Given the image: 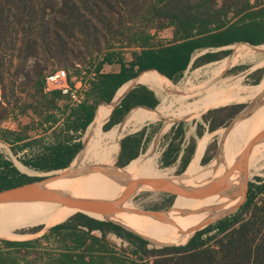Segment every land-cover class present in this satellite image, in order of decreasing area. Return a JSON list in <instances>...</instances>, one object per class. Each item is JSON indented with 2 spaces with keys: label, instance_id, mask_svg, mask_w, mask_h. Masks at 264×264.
<instances>
[{
  "label": "trees",
  "instance_id": "trees-1",
  "mask_svg": "<svg viewBox=\"0 0 264 264\" xmlns=\"http://www.w3.org/2000/svg\"><path fill=\"white\" fill-rule=\"evenodd\" d=\"M168 26L173 27V39L155 42L152 30ZM240 42L264 44V0H0V141L15 153L38 144L36 151L20 159L28 167L44 172L66 168L81 157L83 149L77 154L82 139L95 116L127 82L143 72L141 75L153 76L167 90L171 85L162 79L177 83L197 50ZM125 50H131L129 61L123 57ZM219 55L207 53L203 59L214 60ZM88 59L94 62V68L87 70L93 76L78 105H72L69 93L47 89V76L61 65L70 64L80 73ZM111 64H119V71L104 70ZM159 103L153 89L137 84L114 108L103 129L118 126L132 109L153 110L138 106L155 109ZM239 106L220 109L231 107L234 115ZM220 109L203 116L210 132L224 124L209 118ZM144 115L134 111L124 122ZM22 116H31V123L22 124ZM11 121L16 127L5 125ZM28 128L41 132L30 135ZM204 131L198 124V138ZM168 138L161 164L168 167L180 162L178 173H182L191 163L198 141L193 137L183 146V122L171 127ZM149 139L147 127L123 137L112 168L136 161ZM115 149L116 145L104 151L102 164H111ZM210 160L206 153L203 162ZM200 167H204L202 162ZM40 178L26 175L0 153V191ZM257 181L249 183L247 199L235 213L192 236L193 232L184 245L151 247L150 241L125 227L82 212L49 227L36 239L4 238L0 243L22 252L42 239H52L61 248L47 264H264V179L257 177ZM242 183L236 182L239 191ZM217 196H212L211 209ZM241 199L240 195L231 200L232 209ZM224 214L227 208L218 217ZM33 229L37 232L43 226ZM109 234L127 242L129 253L115 251L108 242ZM20 259L25 257H12L0 249V264H18Z\"/></svg>",
  "mask_w": 264,
  "mask_h": 264
},
{
  "label": "rangeland",
  "instance_id": "rangeland-1",
  "mask_svg": "<svg viewBox=\"0 0 264 264\" xmlns=\"http://www.w3.org/2000/svg\"><path fill=\"white\" fill-rule=\"evenodd\" d=\"M152 33L154 34L155 42L166 43L171 39H173V27L168 26L159 31L152 30ZM239 47L240 45L236 43L222 48H205V49L197 50L193 54L191 64L188 67V69L185 71L182 78L177 83L173 82L171 84V87L178 88L180 91L183 85L185 84V82L191 81L192 83L189 89L187 90V92L185 93V95L182 98H180L177 102L167 106L164 105V101L163 102L161 101L162 99L161 95L159 93H156L160 99V103L154 109L153 113L154 115H165L168 117L167 119L150 121L146 118V115H144L124 122L127 116L129 115V113L133 110L132 109L123 119V121L117 124L118 126L115 125L116 127L107 131L103 129L104 145L101 142L100 144L102 148L107 149L110 146H115L120 138H121L120 140H122L123 137L138 132L142 128L147 127V135L149 136L150 139L147 142L145 149L140 153L136 161L121 168L120 170L123 169L126 170V173L129 174L130 176H142L147 174L148 162L150 161V157H151L149 155V152L151 150H155L160 154L158 164L161 169L164 168V170H167L171 176L183 175L186 170L182 173H178V169L181 166L180 162H177L176 164L169 167H163L161 164V155L169 140L168 135L171 131V127L176 123H180V122L184 123L186 129V141L183 144V146L186 147L188 145L189 140H191L193 137L198 139V135H197L198 124L201 123L203 125V127L205 128L204 133L210 132L209 131L210 124L206 122L205 119L203 118V116L207 114L210 110L220 109L232 105H240L238 108L239 112H237L234 115H232L233 108L231 107H229V109H220L218 112L209 115V118L213 119V122L216 123L224 122V124H222L217 130L210 132L211 134L210 141L204 152L201 162L204 166H206L209 165V163L212 162L213 160H218V161L220 160V162L221 160H223L221 157H224L223 155L225 151V141H226V137H224V133L227 131V128L233 124L236 117L240 115L247 108V106L250 104L249 101L257 97V95L262 91L261 82L264 78V50L239 52ZM234 51H236V55L234 56V58L231 59V61L227 62ZM207 53H219L220 55L216 57L214 60H204L203 57ZM123 57L126 61L131 60L132 59L131 50H125ZM93 63L94 62L91 59H88L86 62H84L83 63L84 65H82V69L80 73L77 72L75 67L70 66V64H65V65L63 64L59 68L65 69L67 71L69 82L72 83L73 85H76L80 80H82L88 86L89 81L93 75L91 73H88L87 70L90 68L91 64ZM91 68L93 69L94 67L91 66ZM223 68L224 71L222 73L211 74V71L213 69L220 70ZM237 68L239 69L235 71V69ZM119 69H120L119 64H111L104 66L105 71H119ZM220 75L222 78H220ZM257 81H259V83L255 84ZM130 85H132V82H130ZM125 86L126 84L123 87ZM170 88L165 90L164 92L169 93ZM177 93L175 94L170 93L169 96H174ZM209 104L212 105L218 104L219 106L203 110L206 107V105ZM256 114L257 117H260L261 119L264 116V110ZM180 117H187V118L180 119ZM31 121H32L31 116H22L20 118V122L24 125L31 123ZM11 122L12 123L10 122L5 123V125L9 127H14L16 122L14 121ZM263 129L264 126L260 127L258 129V133ZM89 131L90 128H88L86 133ZM26 132L30 133V135H34V133L39 134L41 131L34 132V130H31V128L30 129L28 128L26 129ZM90 135H91V131H90ZM263 142L264 141L260 142L261 146L256 147L258 150L256 151L260 155L258 167L250 168V169L248 168L249 183L258 182L257 177L264 179V164H263L264 143ZM37 146L38 144H35V148H28L27 150L19 151L18 153H15L8 143L0 141V153H3L8 159L12 160L14 164L23 173H25L28 176L35 177L43 174L44 171H40L35 168L28 167L24 165L20 159L31 155L33 151H36L38 149ZM206 153L207 156L211 157V160L209 162H203ZM115 160H116V154L113 158L112 164L115 162ZM112 164L110 167H112ZM72 166H75V164L72 163ZM60 171L63 170H57V172ZM236 178H237L236 180L237 182H243L245 177L241 172L238 171ZM121 193L122 191L117 194H113L109 197V199H116L120 196ZM171 195L172 194L158 192L153 189L138 190V192H136L132 196V198L128 200V202L130 204H133L131 209L165 210L166 212H169L174 216L186 211H190L192 209L194 212L193 217L194 219H197L199 209L194 201V198L179 195V196H175L172 199ZM231 205H232V201L230 200L228 206L226 207L227 213L234 210L232 209ZM41 225L43 226V229L37 232L35 229L34 231L33 228ZM48 228L49 226H47L45 223H40L34 226H28L26 228L22 227L21 229L18 230V232L19 234H28L25 238H8V237L0 236V239H4V238L13 239V240L36 239L38 237H41L48 230ZM107 238L110 246L113 247L115 251L121 253L122 255L124 254V252L127 254L129 253L128 252L129 244L125 242L123 239L117 237L114 234H109ZM150 243H151V247L165 246V245H157L152 241H150ZM60 248H61L60 243L55 242L52 239H42L40 242L36 243L33 247L29 248L28 250H23L22 252H17L16 248H7L4 245V243H0V249H4L5 252L10 253L12 257H17V256L25 257V260L23 261L28 262L30 264H47L50 257L52 255H56L60 251ZM23 261L22 259H20L18 261V264H23Z\"/></svg>",
  "mask_w": 264,
  "mask_h": 264
},
{
  "label": "bare ground",
  "instance_id": "bare-ground-1",
  "mask_svg": "<svg viewBox=\"0 0 264 264\" xmlns=\"http://www.w3.org/2000/svg\"><path fill=\"white\" fill-rule=\"evenodd\" d=\"M238 44L240 45L239 52L264 50V45L258 47H251L246 43H238ZM235 55H236V51H234L231 54L227 62L231 61V59L234 58ZM223 71L224 68L220 70L213 69L211 71V74H218V73H222ZM220 78H222L221 75ZM162 80L166 85L168 86L171 85L168 82H166L164 79ZM137 81L148 85L151 89L156 91V93H159L162 97L161 101L162 102L164 101V105L167 106L177 102L180 98H182L192 83L191 81L185 82V84L183 85L180 91L178 88L171 87L169 93H166L164 92L165 90L162 89L160 82L153 76H150L148 74L140 75ZM130 82L132 81L127 82L126 86L122 87L118 91L114 101L110 103L106 108H104L98 114V116H96L95 121L89 126L91 135H90V131L84 135L83 153L79 159L73 162L75 166L83 167L89 164L103 163L104 151L106 150L102 148L100 144L101 142L104 145L103 126L106 120L108 119V117L110 116L112 109L114 108V105L121 99V97L130 87ZM261 88L262 91L257 95V97L264 92V78L261 82ZM170 93L171 94L177 93V94L174 96H169ZM216 106L219 105L209 104L206 105V107L203 110ZM263 110H264V105L259 107L250 117L237 121L230 128L229 131H226L224 133V137H226L225 151L223 155L224 156L223 160H221V162L220 160L219 161L213 160L212 162L209 163V165L200 167L201 160L210 141L211 134L210 132H206L203 134L202 137H199L197 139L198 145H197L196 153L191 163L186 168L185 173L181 176H178V178L181 179L179 180V182L191 186H197L200 184L207 183L210 179L222 175L228 168H230L233 165L237 157L240 155L243 149L248 145V143L254 137L257 136L258 129L264 126V116L260 119V117H257L256 114ZM134 111L144 112L146 118L150 121H156L159 119L165 120L168 118L165 115H154L153 113L154 109L149 111L143 108H135L130 113ZM183 118H187V117H180V119ZM120 139L116 144L115 154L117 152V147L120 142ZM259 146H261V143L255 145L254 148L252 149L249 159V165H248L249 169L258 167L260 155L259 153H257L258 150L256 147ZM149 155L151 157H150V161L148 162L147 174L142 176H132L133 178L175 177V176H171L167 170H164V168L161 169L159 167L158 161L160 154L157 151L151 150L149 152ZM111 164H109L108 166L109 171H119L126 173V170L124 169L120 170L121 168L114 169L110 167ZM63 171L60 172L53 171L49 174L57 175L62 173ZM237 173L238 171H236L232 177L234 183L237 182L236 181ZM115 178L119 180H116ZM122 179H123L122 177H111L108 174L93 172L76 178H61L52 181L49 186L50 188L65 192L70 196H74L78 198L109 199L111 195L117 194L124 190V183L120 181ZM147 189H151V188L149 187L139 188V190H147ZM194 201L199 209L197 219H194L193 217L194 212L192 209L190 211L177 214L175 216L169 212H166L164 214L165 217L163 219H158L150 215L138 213L136 211L137 209H131L133 204H130L128 201L124 203L123 211L110 216V218L141 233L142 235L149 238L153 243L157 245L183 244L188 240L190 235L202 225V223L206 219L210 217H218L226 209V207L230 202V199L218 194L215 208L213 207L212 209H211L212 201H213L212 196L203 199L194 198ZM80 211L81 210L77 208H72L60 203L49 202V201L0 203V236L8 237V238H25L28 234H19L18 232V230L21 229L22 227L26 228L28 226H34L40 223H45L47 226L50 227L65 221L73 213ZM84 213L97 219L103 218L102 215L97 213H92V212H84Z\"/></svg>",
  "mask_w": 264,
  "mask_h": 264
},
{
  "label": "water",
  "instance_id": "water-1",
  "mask_svg": "<svg viewBox=\"0 0 264 264\" xmlns=\"http://www.w3.org/2000/svg\"><path fill=\"white\" fill-rule=\"evenodd\" d=\"M240 43H243V42H240ZM246 44H248L251 47H258V46L264 45V44L252 45L249 43H246ZM225 47H227V46H225ZM158 73H160V72H158ZM160 74L162 76L166 77L162 73H160ZM138 77L131 80L132 85H130V87L125 92V94L114 105V108L121 102V100L126 96V94L128 93V91L130 89L135 87L137 84H144V83H140L139 81H137ZM166 78L169 79L168 77H166ZM116 94H115L113 100L111 101V103L114 101ZM249 103L250 104L247 106V108L240 115H238L236 117L233 124L227 128V131H229L230 128L237 121L250 117L259 107L264 105V92L262 94H260L258 97H256L255 99L249 101ZM140 107H144L147 109H154V108H148L146 106H140ZM114 108L112 109V112H113ZM112 112H111V114H112ZM111 114H110V116H111ZM96 115H97V113H96ZM110 116L108 117L106 122L109 120ZM95 118H96V116H95ZM95 118L91 122V124L95 121ZM89 126H88V128H89ZM88 128H87V130H88ZM263 140H264V129L262 131H260L258 133V135L256 137H254L248 143V145L243 149V151L237 157V159L235 160L233 165L230 168H228L222 175H220L219 177H216V178H212L207 183L200 184L197 186H191V185H187V184H183V183L179 182V180H181V179L178 178V176H175V177H138V178H133L132 176H130L126 173H123V172L109 171L108 166L104 165V164H89V165H86L83 167H79V166H72V163H73L72 162L68 167L59 169V170H64L60 174H57V175L49 174L53 171L44 172L43 174L39 175V177H41L40 179L30 181V182H26V183H23V184L14 186V187H10V188L1 190L0 191V203L28 202V201H49V202L60 203V204H63V205H66V206H69L72 208L80 209L81 210L80 212H82V213L92 212V213L100 214L103 216V218L100 220L113 221V222L125 227L126 229L136 233L137 235L145 238L146 240L151 241L149 238L145 237L141 233H139V232L129 228L128 226L110 218V216L115 215V214L124 210V207H123L124 203L126 201H128L130 198H132V196L136 192H138L139 188L149 187V188H151L155 191H158V192L169 193V194H172L175 196L181 195V196L196 198V199H203V198H206L209 196L220 194L223 197L225 196V197L229 198L230 200H234L238 196L241 195L242 199L240 200L238 205L234 208V210H232L231 212L224 214L223 216H220V217H210V218L206 219L202 223V225L194 231V233L192 234V236H193L197 231H199V230L207 227L208 225L216 222L217 220L222 219V218L230 215L231 213L237 211L245 203L247 196H248V190H249L248 165H249L250 155H251V152H252V149L254 148V146L257 145L258 143L262 142ZM82 143L84 144L83 141H82ZM120 143H121V141H120ZM82 149H83V147L81 148V150L79 151L77 156L81 153ZM120 149H121V144H120ZM118 156H119V154H118ZM221 158L223 159V157H221ZM117 159H118V157H117ZM118 167H120V166H118ZM120 168H123V167H120ZM55 171H57V170H55ZM236 171L241 172L245 177L243 180L242 188L240 191L238 190L237 184L234 183V181L232 179V177ZM93 172H100V173L108 174L111 177H122L123 179L120 181L122 183H124V190L122 191L120 196L116 199L78 198V197L70 196L65 192L50 188V186H49L52 181H55V180H58L61 178H76V177L87 175V174H90ZM115 179L119 180L117 178H115ZM136 211L138 213L150 215V216L158 218V219H163L165 217L164 214L166 213L165 210L137 209ZM189 239H188V241H189ZM186 243H184V244H186ZM184 244H171V245L166 244L165 246L184 245Z\"/></svg>",
  "mask_w": 264,
  "mask_h": 264
},
{
  "label": "built area",
  "instance_id": "built-area-1",
  "mask_svg": "<svg viewBox=\"0 0 264 264\" xmlns=\"http://www.w3.org/2000/svg\"><path fill=\"white\" fill-rule=\"evenodd\" d=\"M82 83V84H81ZM47 89H59L63 93H69L72 105L76 106L85 98L87 89L86 83L80 80L76 85L69 82V77L65 69H58L46 78Z\"/></svg>",
  "mask_w": 264,
  "mask_h": 264
}]
</instances>
